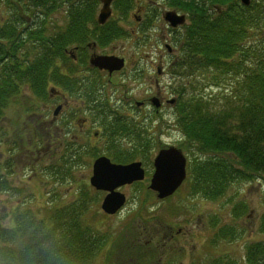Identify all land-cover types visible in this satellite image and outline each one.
Segmentation results:
<instances>
[{"label": "trees", "instance_id": "1", "mask_svg": "<svg viewBox=\"0 0 264 264\" xmlns=\"http://www.w3.org/2000/svg\"><path fill=\"white\" fill-rule=\"evenodd\" d=\"M132 1L115 0L116 10L126 17ZM162 1L188 19L176 43L180 55L168 68V91L176 99L172 108L174 124L183 137L180 147L193 157L189 184L205 198H216L233 183L264 179V0H252L248 6L239 0ZM65 3L64 16L73 23L47 25V17ZM97 3L0 0V194L8 193L12 200L7 213H0V264H95L107 245L119 247L124 241H111L110 229L88 217L90 201H98L100 192L84 179L77 177L80 188L75 199L59 206L53 201L37 204L15 182L16 157L28 148L39 157L27 164H33L31 174L53 182L75 180L74 168L81 164L87 145L71 137L57 141L49 133L45 135L48 147H43L42 135L27 134L30 142L24 127L4 119L9 103L20 97L24 112L38 111L35 102L24 105L26 92L35 101L50 100V88L77 94L75 67L66 50L89 33L81 22H94ZM28 19L39 22L28 23ZM83 89L91 95V84ZM99 118L100 134L108 144L105 154L113 161L152 157L156 143L148 130L127 117L122 121L106 114ZM121 135L131 145L123 147L116 139ZM49 194L54 195V190ZM258 230L264 233V213ZM218 233L232 240L242 232L228 225ZM245 258L248 264H264V239L249 242Z\"/></svg>", "mask_w": 264, "mask_h": 264}, {"label": "rangeland", "instance_id": "2", "mask_svg": "<svg viewBox=\"0 0 264 264\" xmlns=\"http://www.w3.org/2000/svg\"><path fill=\"white\" fill-rule=\"evenodd\" d=\"M134 2L135 7L137 5L143 6L144 9L140 13V9L134 10L130 8L128 15L132 13L140 14L145 18L146 14H150L148 12L150 11L149 7H147V4L143 0H134ZM65 7L66 3L59 10L47 17V19L56 21L59 23L57 26H61L62 21L66 18L64 16ZM165 9L168 8L164 2L157 1L156 10L161 13ZM1 11H4L3 6L1 7ZM133 14L130 17L127 15L126 17L128 18L121 14L124 19H128L123 27H121L123 30L140 26L135 23ZM119 15L120 13L115 8L113 16L117 18ZM152 23L151 28L149 27L148 29L146 47L144 45L141 49L133 47L135 44L134 38L132 40H129V38L115 40L108 47V50H115L118 47L123 49V46H125V51L128 53L132 51L131 58H136V51L140 52L142 50V76L137 78L131 76V79H125L129 88L124 92L122 89L120 92H111L115 85L108 86L104 90L113 95V98L115 96L121 98V110L129 116L128 119L142 127V130H148V136L156 144L153 151L150 149L152 157L149 160L142 161L145 168V179L139 183L126 185L119 189L127 197L126 203L120 211L113 215L103 213L101 201L105 195L104 192L100 193L98 201H90L91 211L88 217H94L93 220L100 227L110 229L112 234L111 241H116L117 239L120 241L121 238H124L119 247L114 246L113 243L107 245L95 264H150V260L156 261L155 264H158L160 261L162 264H211L215 260L220 264H225L224 260L226 257L235 260L236 264H248L244 257L247 244L251 241L264 239V233L262 234L258 231L259 219L264 212L263 180L253 179L251 181L234 183L223 195L214 200L205 199L202 194L192 189V185L189 184V174L183 184L174 191L173 195L164 200H159L147 188L149 177L153 171L152 160L157 150L167 145L180 147L183 143L182 134L174 124L173 108L165 104V100L171 98V94L168 91L171 80L170 73L167 72L168 67L180 55V52L177 51V48L172 53L165 51L163 44L171 42L172 33H169V28L161 19V15H158V18ZM139 30L140 28H138L140 35L141 32ZM158 60H161L160 65H162L163 71L160 75L155 70ZM155 61L156 63L154 64ZM141 66L139 65L140 68ZM130 70V65H128L124 75H132L129 72ZM104 90L101 88L97 92L98 98L105 97ZM212 92L215 93L217 90L212 89ZM156 94L164 100L162 107L158 111L148 101L149 97H153ZM85 95L72 94L69 96L77 99H86ZM129 96H131L132 100ZM24 98L26 99L24 105L31 102L38 104L36 114L23 111L24 106L21 101H24V99L21 100L20 97L18 102L9 103L5 110V120L9 124L12 120V123L14 122L17 126L21 125L22 127L23 121L25 119L30 120L31 116H33L30 131L36 134L34 135L35 137H37V134L42 135L41 133H46V125L42 123L49 120L53 109L59 101H35L33 97H30L28 92L24 93ZM74 100L71 101L72 108L70 110L71 113H75L77 118L75 117L76 120H73L74 123L70 125L71 128L63 126L62 134L65 135L62 136V139L75 135L79 141L88 147L82 156L81 164L74 168L75 180L70 179L64 183L59 181L53 182L47 176H44L41 180L37 175L31 174L30 170L33 164L31 166H27V164L33 160L34 162L37 161L39 157H36L37 154L33 153L29 148L24 151L25 153L16 157L15 168L17 169V174L14 176L15 182L24 189V193L31 195V198L37 200V204L41 205V203L45 204V202L49 203L53 201L59 206L74 200L75 194L80 188V182L79 179L77 181V177L84 179L88 183L89 176L91 175L92 161L97 155L105 154L108 148V144L102 134H99L98 137L93 136L94 132L102 133L100 118L90 116L92 112L89 113L87 102L84 107H80L75 104ZM134 100L144 101L145 106L141 108L136 107ZM127 102H131L133 105H128ZM81 117H88L85 125L83 123L79 124L78 120ZM23 132L24 136L32 142L33 140L29 139L26 135V130ZM116 139L123 147L131 145L130 141L123 140L120 136L116 137ZM60 140L61 138L57 141ZM40 143L46 146L48 142L44 138ZM27 146L29 147L30 145L27 144ZM182 149L187 157L188 165H190L193 157L184 148ZM93 153H96V155H92ZM44 162L47 161L40 163ZM40 163L37 164L39 165ZM53 190L55 194H49ZM13 200L15 199L13 198ZM11 201L8 193L0 194L1 214L7 213ZM241 203L245 204V209L242 210L240 215L239 213L234 215V208L240 206ZM8 223V219L5 218L4 225L8 226ZM223 224L235 226L238 230L243 228L244 232L241 230L242 233L238 234V237L231 241L218 240L214 243L212 238H214L218 227ZM169 226H173L171 230L174 231L176 237H174L172 243L163 245L162 249L157 243L161 244L163 242L165 233L170 232ZM149 238L153 240L150 246L144 244Z\"/></svg>", "mask_w": 264, "mask_h": 264}, {"label": "flooded vegetation", "instance_id": "3", "mask_svg": "<svg viewBox=\"0 0 264 264\" xmlns=\"http://www.w3.org/2000/svg\"><path fill=\"white\" fill-rule=\"evenodd\" d=\"M114 2H115V0L112 1V4H111V16L103 24H100L97 21V16H98L99 9L101 7V3L98 0V3L96 4V14H95V18H94L95 23L91 20H84L81 22V23L87 25V28H85L84 31L89 32V33L87 34V36L86 35L81 36L80 42L78 44L70 46L66 50L67 54L70 56V58L74 64V67H75L74 70L76 72V76H77V80H78L77 81V91H76L77 95L81 94L84 96L86 93V89H83V87L85 85L91 84V95L90 94L88 95L86 93L90 98L77 99V98H73V97L69 96L70 94L67 91L59 92L55 88H50V93H49L50 94V100L51 101L58 100L59 103L53 109L51 117L49 118V120L42 123V124L46 125V131H45L46 133H41L43 138H45V135L49 134V133L50 134L54 133V136L56 137V139L62 138V136L65 135V134H62L63 126L66 128H71L70 125L72 123H74V121L77 118L75 116V113H71V110H70V108H72L71 101L73 99H75L74 100L75 104H77L80 107L81 106L84 107L86 105V102H87L88 103V105H87L88 111H89V113L92 112V113H90V116H92V117L95 116L96 118H99L100 116L106 114L108 119H112V120L115 119V121H122L124 117H127V118L129 117L128 115H126L121 110V107H122V105L120 103L121 98L116 97V96L113 98V95H110L104 89L107 88L108 86L111 87V86L115 85L113 88V91H111V92H114V91L120 92L121 89L124 92V91H126L127 88H129L125 79H127V78L131 79V76L133 78H137L139 76H142V73H143L142 72L143 66H141V63H142L141 59L143 56V55H141L142 50H140V52L136 51V53H137L136 58H134V57L131 58L133 53H132V51H129V53L127 51H125L124 50L125 46H123L124 47L123 49L121 47H118V49H115V50L114 49L108 50V47L111 46V44L113 42H115V40L122 39V38H125V39L129 38V40H132L134 38L135 44L133 47H136V49H141V47H143V45L146 47L147 42H148V29L153 24L152 22H154L158 18V15H161V19L164 21V17H163L164 10L161 11V13H160V11L156 10L157 9V0H143V2L147 4V7H149L150 11H148V12H150V14L149 15L146 14V16L144 18L140 14H133L132 13L134 16V19H135V23L139 24L140 26H137L135 28L129 27L130 29L123 30L121 27H123L124 23H126V21L128 19H124V17L121 14L117 18H115L113 16L114 9L116 8V4H114ZM134 5H135V2L133 0L132 1V9H134V10L140 9V11H139L140 13L143 11V9H144L143 6L137 5L135 7ZM132 14H130V15H132ZM130 15H128V16L130 17ZM126 18H128V17H126ZM129 21H130V19H129ZM26 22L38 23L39 20L28 19V20H26ZM45 23L47 25H52V26L59 24L56 21H53V20L50 21L49 19H46ZM69 23H73V22H70V20L68 18H64V21H62L61 26L66 27ZM165 24L169 28V33H172V40H171V42H165L163 44V47L167 53H172L174 51V49L177 48V46H178L176 43L179 40L183 29L180 26L171 27L167 22H165ZM113 26H115L117 28L115 29ZM138 28H140V30H139L141 32L140 35L138 33ZM168 46H170L171 48L169 49ZM131 47H132V44H131ZM133 47H132V49H133ZM94 55L107 56V57H117L119 59H122L123 63L119 69L113 68L112 70H110L108 68H99V67L91 64V58ZM176 58H175V60H176ZM155 63H156V61L154 62V64ZM156 64H157V65H155L156 73L158 75H160L163 72L162 71V65H160L161 60H158ZM128 65H130V68H131V70L129 72L132 75H130V76H126L127 74L124 75L126 73L125 70H126V67ZM139 65L141 66V68L139 67ZM157 69L159 71H157ZM101 88H103L104 93H105L104 98H101V97L98 98L97 97L98 95H96L97 92H99ZM129 97L132 100L131 96H129ZM153 97H157L159 99L160 104H161L160 107H155L152 105L151 99ZM153 97L152 96L149 97L148 101H149L150 105H152L154 107V109L156 111H158V109L162 107L164 100H162V97H160L158 94L153 95ZM167 101H168V99L165 100V104ZM127 104L133 105L131 102H127ZM134 105L138 108H141V107L145 106V102L142 100H134ZM146 105H148V104H146ZM57 107H60V109L58 110L57 114H54V111L56 110ZM30 114L35 115L36 112L30 113ZM62 116H63V118H62ZM32 118H33V116H31V119L29 118L30 120L25 119L23 121V123L25 122L26 124L24 123L22 127H24V130H26V132H25L26 135L31 134L34 136L36 134H34L33 132L30 131V125H31ZM59 119H62V120H59ZM87 121H88V117H81L78 120L79 124L83 123V125H85ZM58 122L63 126H58L57 125V124H59ZM40 126L41 125H39V127ZM41 128L43 129L42 126H41ZM99 134L100 133H98V132H94L93 136L98 137ZM69 137L78 138L75 135H71ZM120 137H122L123 140H127V141L129 139L125 135H121ZM103 155H105L108 159L113 161L106 154L103 153ZM129 185H131V184H129ZM124 186H126V185H124ZM125 203H126V201H125ZM103 213H105V212H103ZM105 214L110 215L107 213H105ZM172 228H173V226H169L170 232L165 233V238H163V242L161 244L157 243L158 245H160V247L162 249H163V245H166L168 243H172L174 237H176V234L174 233V231L171 230ZM177 231L179 232V230H177ZM146 244H148V243H146ZM245 261L247 262V259H245ZM170 262H173V261H170ZM231 262L233 264H236L235 260H231L230 262L227 258H225V260H224L225 264H230ZM155 263H156V261L150 260V264H155ZM158 264H162V262L160 261V262H158Z\"/></svg>", "mask_w": 264, "mask_h": 264}, {"label": "water", "instance_id": "4", "mask_svg": "<svg viewBox=\"0 0 264 264\" xmlns=\"http://www.w3.org/2000/svg\"><path fill=\"white\" fill-rule=\"evenodd\" d=\"M101 7L97 16V21L103 24L111 15L112 0H99ZM248 5L250 0H241ZM165 21L173 27L185 22V16L179 15L175 11H166L164 13ZM170 49V47L168 46ZM122 59L117 57H107L94 55L91 58V64L99 68L119 69L122 66ZM159 71V70H158ZM174 100H168L172 103ZM155 107L160 106L157 97L151 99ZM60 107H57L54 114H57ZM154 171L150 178L148 188L155 191L157 197L164 198L171 195L182 183L186 176V158L180 148L169 146L160 149L153 159ZM144 170L141 162H131L128 164H116L107 157L100 156L92 166V175L89 178L90 184L97 190L106 191L102 200L101 208L107 214H114L125 202V195L117 190L124 184L133 181L142 180Z\"/></svg>", "mask_w": 264, "mask_h": 264}]
</instances>
